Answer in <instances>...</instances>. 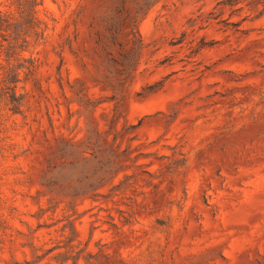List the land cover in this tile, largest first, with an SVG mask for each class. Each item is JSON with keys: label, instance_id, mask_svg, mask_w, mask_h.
Segmentation results:
<instances>
[{"label": "rangeland", "instance_id": "1", "mask_svg": "<svg viewBox=\"0 0 264 264\" xmlns=\"http://www.w3.org/2000/svg\"><path fill=\"white\" fill-rule=\"evenodd\" d=\"M23 1L0 10L24 33ZM38 12L43 39L0 46V264H264V0ZM112 25L125 52L131 26L142 38L122 85L95 44Z\"/></svg>", "mask_w": 264, "mask_h": 264}, {"label": "trees", "instance_id": "2", "mask_svg": "<svg viewBox=\"0 0 264 264\" xmlns=\"http://www.w3.org/2000/svg\"><path fill=\"white\" fill-rule=\"evenodd\" d=\"M10 8L14 6H19L24 3L23 0H9ZM42 3V0H25V7L22 10L24 12V24L23 29L24 33L21 30H15V22L12 19L10 11L3 12L0 10V46L4 49L7 48L4 42H8L11 49L14 47L12 41H16V44H30L31 40L38 42L40 39L44 38L46 29H44V22L39 18L38 7ZM22 9V8H21ZM114 29V25L110 27V31L107 33H98L96 35L95 44L97 46L100 66H104V69H101L102 81L106 82L109 85L113 83L124 84V82L130 77L132 72L136 70V66L139 62V57L143 48L141 34L136 25L131 26V32L127 35V51L124 50V45L120 42L121 35L119 32ZM17 37H14L16 36ZM116 49H119V56L121 59L115 57L114 52ZM24 50H21L23 52ZM11 54V53H10ZM9 60L13 56L9 55ZM24 62L27 63V59H24ZM29 64H23L20 66L19 71L22 70L26 72V75H30L34 72L35 66L34 62L28 61ZM20 72H18V75ZM12 84H15L13 89V96L11 99V104L13 110H19L22 106L21 102L18 100L16 88L19 83V78L11 81ZM63 151V150H62ZM59 151L55 154L59 156L61 161V168L66 164L67 159H72V145L70 144L64 152ZM58 159V160H59ZM56 160V162L58 161ZM70 166H72V162ZM52 163H50V166ZM44 181L48 187H57L60 186L59 174H57V165L54 168L48 169L45 173ZM72 183V181H70ZM50 188V189H51ZM54 199L51 198V201Z\"/></svg>", "mask_w": 264, "mask_h": 264}]
</instances>
